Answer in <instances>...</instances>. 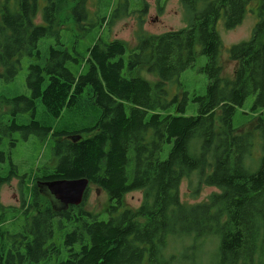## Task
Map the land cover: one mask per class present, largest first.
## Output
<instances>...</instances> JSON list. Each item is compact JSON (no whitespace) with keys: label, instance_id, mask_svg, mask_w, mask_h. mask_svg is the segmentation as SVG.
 <instances>
[{"label":"trees","instance_id":"trees-1","mask_svg":"<svg viewBox=\"0 0 264 264\" xmlns=\"http://www.w3.org/2000/svg\"><path fill=\"white\" fill-rule=\"evenodd\" d=\"M86 1L4 0L0 82L15 78L22 56L41 57V39L60 37L59 16L67 6L74 18H86ZM253 1L181 0L189 17L186 27L148 34L130 50L117 38L97 40L82 58L86 73L76 74L68 66L79 58L61 43L50 46L43 63L30 64L31 95L4 98L14 109L9 111L10 122L1 123L7 128L2 132L52 134L58 163L32 174L27 188L36 200L42 182L87 178L90 187L108 194L110 204L105 209L108 217L100 219L83 207L60 212L51 203L41 207L37 201L23 200L27 218L31 210L35 214L32 222L17 229L15 212L20 208L0 202V264H47L62 255L63 247L66 256L60 264H264V0L252 37L229 48L235 63L230 76L224 73L216 28L221 16L227 29L238 26ZM41 10L44 22L37 20ZM197 46L208 57L202 67L208 76L206 94L169 96L168 83L194 65ZM141 69L158 80L141 77ZM88 87L91 99L102 108L95 125L53 130L35 119L38 100L49 115L59 118L81 104ZM250 96L261 109L254 129L261 132L263 154L255 169L246 162L254 133L241 132L233 124L236 108ZM190 102L198 104L193 115L186 113ZM19 113L31 114L30 123H18ZM74 136L80 139L74 141ZM165 151L168 155L162 158ZM5 157L0 151V159ZM14 167L11 162L9 174L0 175V186L14 177L25 184ZM194 173L196 194L201 183L219 191L189 204L182 200L180 186ZM135 190L142 191L143 198L133 208L123 200ZM7 209L12 214L7 215ZM56 229L61 244L54 241Z\"/></svg>","mask_w":264,"mask_h":264},{"label":"rangeland","instance_id":"rangeland-1","mask_svg":"<svg viewBox=\"0 0 264 264\" xmlns=\"http://www.w3.org/2000/svg\"><path fill=\"white\" fill-rule=\"evenodd\" d=\"M3 2L4 0H0V9ZM10 3H13V0ZM261 4L262 0L253 1L248 6L243 21L233 29L226 28L224 16H221L217 22L216 28L220 34L223 47V49L221 48V58L226 75H232L235 68V63L228 56L229 48L252 37L254 28L260 21ZM86 9L88 11L87 17L77 19L70 12V5L67 6L59 16L62 23L60 37L48 36L41 39L39 42L41 57L22 56L21 67L15 78L9 82H0V136L2 137L0 151L6 153L5 159H0V175L7 176L11 170V162H13L15 165L14 172L24 177L25 180L23 185L19 178L14 177L7 183L2 184L0 186V202L6 208L9 206L20 208L15 212L19 214L16 221L17 229L22 228L27 222H32L31 215L35 214V211L31 210L27 218L23 209L28 208V206L23 207V200H26L27 204L37 201L41 207L47 205L50 201L43 192H38L39 195L34 200L32 191L26 186L30 183L29 180L32 174H39L43 167L55 166L58 163L53 151L55 138L52 134L42 136L30 133L25 137L22 131H12L5 134L2 132V129L6 130L7 128H4L1 123L8 124L10 122L8 120L12 116H10L9 111L14 109V105L7 103L4 98L12 99L19 95H31L27 85L30 64L43 63L48 56L50 46L60 47L62 44L79 58V62L70 61L68 66L76 74L79 72L86 73L87 66L83 65L82 58L85 56L87 49L94 45L97 40L101 39L103 42H108L113 38H117L127 42L128 50H130L136 47L142 37L148 34H161L170 30H180L189 23L188 14L184 11L181 0H87ZM105 17H107L106 22L103 20ZM37 20L44 22L42 20V10L39 12ZM196 53L197 57L194 65L184 70L174 81L168 83L169 96L178 94L182 98L184 92H188L190 96L195 93L199 95L206 94L208 76L202 71V67L206 65L208 57L201 54L200 46L196 47ZM138 74L152 83L158 80V77L149 73L147 69H141ZM197 108L198 104L190 102L187 107V115L195 114ZM260 112V107L255 106V96H250L242 106L236 108L233 117V124L237 129L242 130L241 132L252 131L254 133V148L251 158L249 156L246 158L248 164L252 163V169L258 166L263 154L261 132L260 130L256 132L254 129ZM101 114L102 108L91 99V87H88L81 104L78 107L64 111L59 118L49 115L42 102L38 100L35 119L42 124L51 126L53 130L73 131L95 125ZM16 116L17 122L20 124H29L32 119L29 113H19ZM262 117L264 118V114ZM84 136H87V134ZM12 142L15 143L14 146L11 144ZM167 155L168 151H165L162 158H166ZM197 184L198 175L196 173L182 181L180 195L184 202L189 204L203 202L212 193L219 191L216 186H207L201 183L200 190L196 194L194 191ZM142 198V191L135 190L129 192L123 202L127 206L136 208L140 205ZM108 199L109 196L104 190L91 185L83 203V210L95 213L100 219H105L108 217L105 209L110 204ZM123 208L121 207L120 210ZM3 211L4 209L0 207V214ZM5 212L7 215L12 214L8 209ZM60 232L59 229H56L54 239L56 244L62 242ZM170 246L173 248L176 243L172 242ZM212 248V245L208 246V249ZM65 256L66 251L63 247L62 255L56 260L47 262V264H60ZM24 264L36 263L31 261Z\"/></svg>","mask_w":264,"mask_h":264},{"label":"water","instance_id":"water-1","mask_svg":"<svg viewBox=\"0 0 264 264\" xmlns=\"http://www.w3.org/2000/svg\"><path fill=\"white\" fill-rule=\"evenodd\" d=\"M72 139L76 141L80 139V136H74ZM89 184V179L79 178L58 179L46 182L44 185L49 193L64 206L62 209L65 210L71 205L78 206L83 203Z\"/></svg>","mask_w":264,"mask_h":264},{"label":"flooded vegetation","instance_id":"flooded-vegetation-1","mask_svg":"<svg viewBox=\"0 0 264 264\" xmlns=\"http://www.w3.org/2000/svg\"><path fill=\"white\" fill-rule=\"evenodd\" d=\"M44 182H42V184H39L40 186V190L39 192H43L45 194V196L48 198L49 203H51V206L54 208V210H59L60 212H64L66 210H63L62 208L64 207L58 200L55 199V197L53 195H51L49 193V191L46 189L45 185L43 184ZM42 186V187H41ZM45 188V189H43ZM72 207V206H71ZM69 207L68 210L71 208ZM82 206H78V208H81Z\"/></svg>","mask_w":264,"mask_h":264}]
</instances>
